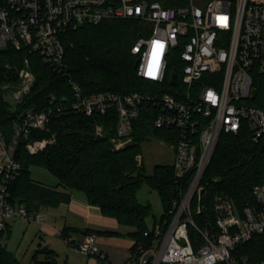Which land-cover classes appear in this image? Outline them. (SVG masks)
Masks as SVG:
<instances>
[{"label": "built area", "instance_id": "obj_1", "mask_svg": "<svg viewBox=\"0 0 264 264\" xmlns=\"http://www.w3.org/2000/svg\"><path fill=\"white\" fill-rule=\"evenodd\" d=\"M166 6L157 0H0V49L27 47L43 62L61 69L64 33L105 20L135 19L146 24L132 46L137 74L163 82L168 74L173 93L112 92L83 95L72 82L76 100L52 97L48 110L25 112L7 141L0 130V231L16 218L46 223L44 210L30 213L9 202L8 186L22 166L16 158L20 141L31 131L45 130L54 116L71 111L86 116L117 114L116 149L133 140L135 122L144 107L154 110V127L171 130L176 196L169 210L135 241L125 264H264L238 254V248L256 236L264 237V183L252 188L253 202L236 207L225 191H210L219 178L207 170L223 134L238 135L247 128L255 142L264 140V109L259 100L264 77V0H175ZM179 67L180 87L176 88ZM20 84L9 90L18 104L34 85L26 61ZM175 83L172 84V81ZM103 128L97 127V134ZM50 141L28 144L36 153ZM139 165L142 157L137 158ZM211 204V208L207 207ZM212 211V212H211ZM71 250L97 256V236L85 235ZM104 261V255H98Z\"/></svg>", "mask_w": 264, "mask_h": 264}, {"label": "trees", "instance_id": "obj_2", "mask_svg": "<svg viewBox=\"0 0 264 264\" xmlns=\"http://www.w3.org/2000/svg\"><path fill=\"white\" fill-rule=\"evenodd\" d=\"M157 1L166 6L176 5L175 0ZM145 28L146 24L135 19H115L98 25L86 24L64 33L61 40L65 55L61 69L44 63L38 53L27 47L0 49V130L6 140L14 138L16 126L25 112L48 110L53 106L52 97L58 102L63 98L74 102L72 82L83 95L173 93L175 87L169 81L170 74L163 82L148 81L137 74L138 59L131 50ZM26 61L34 74V85L14 105L7 100L9 90L3 86L20 84L19 71ZM172 74L177 78L176 88L180 87L179 67ZM260 78L263 87L255 105L264 109V77ZM155 113L149 107L142 109L134 124L132 142L120 149L111 142L117 135L116 111L91 116L71 111L54 116L45 130L31 131L20 141L16 158L22 169L8 186L9 202L34 213L68 204L72 192L79 191L91 205L99 207L103 215L115 218L121 226L133 228L128 237L136 242L149 240L144 234L149 230L146 219L153 207L139 203L137 192L144 184L158 191L164 212L169 210L176 196L172 165H156L153 174L148 175L143 161L139 165L137 160L142 155L144 142L153 137L166 142L172 139L171 130L154 127ZM98 126L103 128L101 135L97 134ZM42 140L50 143L36 153L29 152L28 144ZM33 166L48 169L57 177L58 184L51 187L33 180L30 172ZM207 175L220 180L210 191H225L237 208L252 203L253 186L264 183V140L255 142L246 127L238 135L223 134ZM207 207L212 206L209 203ZM69 231L68 228L63 230V239L68 238ZM9 233V225L0 231V264H21L3 243ZM82 235L97 236L98 233L86 230ZM238 250V254L250 260H264V237L256 236ZM31 264L60 263L53 250L39 247L31 257Z\"/></svg>", "mask_w": 264, "mask_h": 264}, {"label": "rangeland", "instance_id": "obj_3", "mask_svg": "<svg viewBox=\"0 0 264 264\" xmlns=\"http://www.w3.org/2000/svg\"><path fill=\"white\" fill-rule=\"evenodd\" d=\"M7 100L11 103L13 100L7 94ZM142 161L145 166L146 173L152 175L156 165H171L174 159L173 150L167 144H163L161 140L156 137L144 142L141 146ZM31 177L36 182H40L46 186L54 187L58 184V179L48 169L33 166L30 169ZM137 201L141 204H151L153 207L152 214L147 217L146 223L149 228L153 227L154 223L159 221L164 213L162 200L158 191L144 184L137 192ZM47 214L46 222L55 226L54 218L55 209L44 208ZM15 220V221H14ZM12 222L11 233L9 237L3 240L7 250L11 252L21 264H31V257L39 246H46L47 244L59 254V261L62 263L68 259L69 262L75 264H106L105 261L100 260L95 256H86L75 250H69V247L63 242L60 236H45L43 226L35 222H27L23 219L16 218ZM127 228H131L125 226ZM108 264V263H107Z\"/></svg>", "mask_w": 264, "mask_h": 264}, {"label": "crops", "instance_id": "obj_4", "mask_svg": "<svg viewBox=\"0 0 264 264\" xmlns=\"http://www.w3.org/2000/svg\"><path fill=\"white\" fill-rule=\"evenodd\" d=\"M52 209H55L56 214L51 215V218H54L57 225L52 226L47 222L41 224L45 236L58 235L66 244L62 238V232L68 228L70 231L67 239L77 244L83 237L82 233L86 230H91L98 233L96 244L97 256L95 257L99 258L98 255H104L106 264H125L131 257L135 240L128 237L127 234L132 232L133 228L121 226L115 218L103 215L101 209L91 205L82 192L73 191L71 201L68 204ZM12 222L9 223L10 233ZM107 232L118 234L111 235ZM39 247H47L53 250L57 254L60 264H75L74 262H69L68 259L61 263L59 261V254L49 244L46 246L40 245ZM69 250L71 249L69 248Z\"/></svg>", "mask_w": 264, "mask_h": 264}, {"label": "water", "instance_id": "obj_5", "mask_svg": "<svg viewBox=\"0 0 264 264\" xmlns=\"http://www.w3.org/2000/svg\"><path fill=\"white\" fill-rule=\"evenodd\" d=\"M174 83H175V80L172 81V84H174Z\"/></svg>", "mask_w": 264, "mask_h": 264}]
</instances>
